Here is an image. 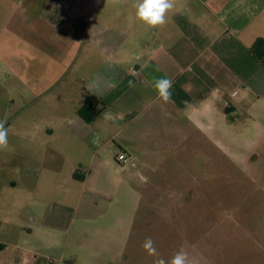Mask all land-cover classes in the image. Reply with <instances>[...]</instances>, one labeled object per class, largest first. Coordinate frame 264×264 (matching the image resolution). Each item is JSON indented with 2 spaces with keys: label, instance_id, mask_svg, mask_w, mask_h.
Listing matches in <instances>:
<instances>
[{
  "label": "rangeland",
  "instance_id": "rangeland-1",
  "mask_svg": "<svg viewBox=\"0 0 264 264\" xmlns=\"http://www.w3.org/2000/svg\"><path fill=\"white\" fill-rule=\"evenodd\" d=\"M30 1L0 0V120L9 141L0 151V217L8 215L11 243L0 245V264H153L156 257L142 247L148 237L165 260L183 248L191 264H264V90L261 99L248 94L254 107L245 103L223 114L211 154L175 150L189 155L186 163L158 165L155 196L130 198L109 179L85 182L83 155L74 157L57 139L59 121L66 126L71 117L74 91L57 85L34 95L24 80H39L41 70L35 65L22 78L19 50L23 41H36L33 32H44L48 41L69 21L53 13L57 0H40L47 6ZM27 9L40 17L29 25ZM5 46L13 50L8 67ZM133 204L141 207L135 215L128 208ZM114 215L123 218L118 246L126 257L119 260L113 229L94 234Z\"/></svg>",
  "mask_w": 264,
  "mask_h": 264
},
{
  "label": "crops",
  "instance_id": "crops-1",
  "mask_svg": "<svg viewBox=\"0 0 264 264\" xmlns=\"http://www.w3.org/2000/svg\"><path fill=\"white\" fill-rule=\"evenodd\" d=\"M48 1L28 4L47 6ZM133 2L54 1L59 8L53 13L64 22L68 18L61 23L66 30L54 31L48 41L44 32H33L36 41H23L19 50L22 78L36 67L41 70L39 80H24L34 95L57 85L74 91L71 117L66 126L59 121L57 139L74 150V157L83 155L85 182L109 179L115 191L126 188L130 198H151L157 191L158 165L184 164L189 158L172 152L192 147L211 154L223 114L241 110L245 103L254 107L249 93L263 98L264 0H177L167 23L157 29L134 19ZM36 14L33 10L28 25L40 18ZM5 48L3 64L8 67L13 50ZM160 77L173 82L172 101L166 104L143 83ZM85 104L93 106L92 123L78 114ZM120 151L137 166L119 165ZM128 208L134 215L141 211L135 204ZM7 216L0 217L3 246L11 244ZM111 218L107 227L95 226L94 234L113 229L114 251L118 260L124 259L126 252L118 246L123 218Z\"/></svg>",
  "mask_w": 264,
  "mask_h": 264
},
{
  "label": "clouds",
  "instance_id": "clouds-1",
  "mask_svg": "<svg viewBox=\"0 0 264 264\" xmlns=\"http://www.w3.org/2000/svg\"><path fill=\"white\" fill-rule=\"evenodd\" d=\"M120 2L121 0H114V3ZM176 3L177 0H134L132 5L135 9L134 19L150 29L160 28L167 23L168 13L175 8ZM143 83L156 92L158 100L165 104L172 101L173 82L170 78H153ZM129 84L134 87L131 81ZM5 124L6 121L0 120V151L9 148L8 129ZM142 247L149 256L156 257L153 264H191L183 248L177 251L170 260H165L160 256L151 237L145 239Z\"/></svg>",
  "mask_w": 264,
  "mask_h": 264
},
{
  "label": "built area",
  "instance_id": "built-area-1",
  "mask_svg": "<svg viewBox=\"0 0 264 264\" xmlns=\"http://www.w3.org/2000/svg\"><path fill=\"white\" fill-rule=\"evenodd\" d=\"M136 72V70H134ZM116 162L121 165V166H127V167H132L135 168L137 166L136 160L127 153H120L116 157Z\"/></svg>",
  "mask_w": 264,
  "mask_h": 264
},
{
  "label": "trees",
  "instance_id": "trees-1",
  "mask_svg": "<svg viewBox=\"0 0 264 264\" xmlns=\"http://www.w3.org/2000/svg\"><path fill=\"white\" fill-rule=\"evenodd\" d=\"M78 114L87 122L92 123L95 121V113L93 106L85 104L79 110Z\"/></svg>",
  "mask_w": 264,
  "mask_h": 264
}]
</instances>
